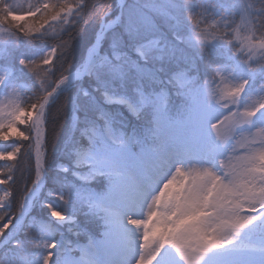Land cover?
<instances>
[{
  "label": "snow or ice",
  "instance_id": "snow-or-ice-1",
  "mask_svg": "<svg viewBox=\"0 0 264 264\" xmlns=\"http://www.w3.org/2000/svg\"><path fill=\"white\" fill-rule=\"evenodd\" d=\"M0 98V264H264V0H0Z\"/></svg>",
  "mask_w": 264,
  "mask_h": 264
},
{
  "label": "trees",
  "instance_id": "trees-1",
  "mask_svg": "<svg viewBox=\"0 0 264 264\" xmlns=\"http://www.w3.org/2000/svg\"><path fill=\"white\" fill-rule=\"evenodd\" d=\"M66 38L67 36H65V39ZM46 47H51L50 38H38V39H34L32 42H29L28 40L22 38L18 51L23 53L29 58H37L40 57L37 56V52ZM31 179H32L31 169L27 170L25 175H21L20 171L18 170L17 181H16L17 195L20 194L21 184L25 182L30 183Z\"/></svg>",
  "mask_w": 264,
  "mask_h": 264
},
{
  "label": "rangeland",
  "instance_id": "rangeland-1",
  "mask_svg": "<svg viewBox=\"0 0 264 264\" xmlns=\"http://www.w3.org/2000/svg\"><path fill=\"white\" fill-rule=\"evenodd\" d=\"M21 2L22 3H25V0H21ZM31 2L32 3H35V2H37V0H31ZM238 2H240V3H244L245 2V0H238ZM246 2H248V3H250V4H256L257 3V0H246ZM258 6V5H257ZM239 19H237V24H239ZM48 50V49H47ZM47 50H45L44 51V53L47 51ZM43 53V54H44ZM42 54V55H43ZM41 55V56H42ZM0 99H2V98H0ZM247 100V93H246V95H245V101ZM218 111H222V110H218ZM259 122V121H258ZM10 143H12V144H10L11 146H9L8 145V147H7V142L5 143V142H0V149H11L16 143H18V142H16V141H9ZM4 164H5V162H3V161H0V166H4ZM3 190H4V186H0V195H2V193H3ZM36 231L37 232H39V227H37V229H36ZM84 241L82 240L81 241V243H83ZM173 261H174V257H170L169 258V264H173Z\"/></svg>",
  "mask_w": 264,
  "mask_h": 264
}]
</instances>
